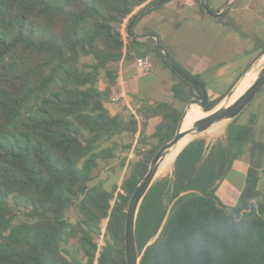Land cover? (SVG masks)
<instances>
[{"label": "trees", "instance_id": "obj_1", "mask_svg": "<svg viewBox=\"0 0 264 264\" xmlns=\"http://www.w3.org/2000/svg\"><path fill=\"white\" fill-rule=\"evenodd\" d=\"M157 1L0 0V264H126L129 200L152 158L173 139L185 106L199 95L171 71L154 39L124 43L123 23ZM197 3L203 18L246 38L228 10L213 19ZM130 52L161 62L175 78L170 91L181 108L147 104L138 111L139 122L131 114H111L107 105L119 80L115 65L131 59ZM244 54L254 56L250 67L264 55V37ZM101 80L107 84L103 90ZM223 97L208 100L206 110ZM153 118L158 123L146 136ZM136 134L137 144L153 141L152 147L139 151L137 161L121 160V185L92 184L100 166L116 158L114 139ZM256 134L254 122L239 126L235 118L226 127L225 145L210 147L198 138L179 153L170 197L165 182H154L139 207L140 264H264V202L252 203L264 155ZM237 145L250 146V163L241 203L231 210L215 192L239 155ZM196 233L210 246L193 254L189 242Z\"/></svg>", "mask_w": 264, "mask_h": 264}, {"label": "crops", "instance_id": "obj_2", "mask_svg": "<svg viewBox=\"0 0 264 264\" xmlns=\"http://www.w3.org/2000/svg\"><path fill=\"white\" fill-rule=\"evenodd\" d=\"M206 1L213 12L220 13L228 0ZM212 4H214L213 6H215V8L212 6ZM231 5L232 1L229 3V7ZM143 7H145V5L136 9L133 15ZM149 12H147L148 14L146 13L143 17L141 16L140 20L132 25L131 31L136 36V39L129 37L127 34L128 20L123 23V25L121 26V34L123 36L124 43H128L129 39L135 40L137 42H144L150 38L148 37L150 35H161L166 42V46H168V48L171 47L175 51V58L177 62L184 69L190 71L191 76L207 77L212 80V83L214 82L213 85L216 84V87L214 88L212 83H208L206 85L203 83L208 94V100H210L209 94H212L210 101H214L219 96H222L218 93L221 91L220 87L227 85H229V89L231 87H234L241 79V76L244 74V72L250 68L247 66L251 62L250 58L253 55L250 56V58L248 59L249 61L247 62V64H244L242 68L241 60L243 55L245 54L243 48H241V42L237 41V39L232 36V34H229L228 36L227 30L223 28L225 26L203 18L199 13L197 0H168L161 6L159 10H153L151 11V13ZM180 45H183V47L186 48L182 49L183 52H189L187 57L184 56L183 52L178 48ZM190 46H194V48L190 49ZM129 54L131 59L122 60L117 65H115V68L118 70L119 80L117 85L112 89V97H115L117 94H119V101L115 105L113 103L107 105V108L109 109L111 114L119 116L120 119L127 118V116H125V111H129L128 114L137 116L139 114L138 111L144 105L156 104L153 103V101H147L149 100V98H160L167 92L166 87H164V80L160 81L159 85L151 84L153 87L147 83H142L141 81H143L144 78L151 76L153 71L146 76H139L134 66V58L138 55L133 52H130ZM204 54H209V59L211 57H215V62L210 63L207 67H202L203 69H199L198 57H201V55ZM235 54L242 55L239 57L238 61L232 63L230 59H232ZM225 59L229 60L227 65H225V63H220L221 60ZM240 67L242 69L238 74L237 72ZM160 70L164 73L165 78L170 77L171 74L168 70L164 68ZM174 82L172 83V85L174 84ZM106 86L107 84L104 80H101L98 83V87L100 90L105 89ZM229 89H227V91L223 93L224 96L227 94ZM133 100L139 102L135 107L133 106L134 108L131 106ZM121 106H124L126 110L121 109ZM114 107L116 108L114 109ZM237 119L238 117L236 118V120ZM251 122H254L255 128H264V126L258 127L255 114L249 115V119L247 120V122L243 121L239 124L236 121V125H248L251 124ZM157 123L158 118H153L148 121L146 135H150L153 132L154 127ZM223 129L224 130H222V132L217 134V138L212 140L213 142H211V146L215 144L214 142L216 141L217 143L225 145L226 127ZM256 135L258 141H264L259 133H257ZM135 136H137L138 138V134H136ZM247 153L248 155L245 157L246 164L250 159L249 151ZM236 161H234V163ZM218 188L219 187H217V189ZM256 191L257 187L255 192ZM252 203L257 202L252 200Z\"/></svg>", "mask_w": 264, "mask_h": 264}, {"label": "rangeland", "instance_id": "obj_3", "mask_svg": "<svg viewBox=\"0 0 264 264\" xmlns=\"http://www.w3.org/2000/svg\"><path fill=\"white\" fill-rule=\"evenodd\" d=\"M214 4H212L213 6ZM162 6V5H161ZM161 6L150 10L149 13L153 10H159ZM215 8V6H213ZM229 15L234 18L236 21L237 25L243 30V32L246 34V38L242 39L241 36L238 33H235L231 28L229 27H223L225 30H227V35L232 34L237 41L241 42V48H243L244 52L249 51L252 49L253 44L256 42L258 38L264 37V0H233L232 5L228 8ZM148 14V13H147ZM222 29V30H224ZM163 43L165 44L164 38L160 35L159 36ZM166 46V44H165ZM168 49L169 53L171 56L176 60V54L175 51L168 46H166ZM180 51L183 52L182 49H186L183 47V45H180L178 47ZM194 48V46H190V49ZM189 52L185 51L183 52L184 56H188ZM242 54H235L230 61L233 63L235 61H238L239 57ZM251 55H243L242 57V68L244 64H247L249 61L248 59L250 58ZM153 62L155 66L153 67V73L151 76L146 77L141 81L142 83H147L150 86L151 84H157L159 85L160 81L164 80V87H166V93L164 96L160 98H149L147 101H153V103H157L160 101H164L167 103H173L175 104L176 107L181 108L182 104L175 103L172 99V95L170 93V88L172 83L175 81V78L170 75L169 78H165L164 73L160 70L163 69L161 62L154 56L151 55ZM199 59V69H203L202 67H207L210 63L215 62V57H211L209 59V54H204L201 55V57H198ZM219 59V58H218ZM254 59V56L250 58L252 61ZM261 60H264V56H261L259 59H256L253 61L249 69L255 68ZM177 62V60H176ZM229 62L228 59L221 60L220 63H225L227 65ZM178 63V62H177ZM179 64V63H178ZM180 65V64H179ZM181 66V65H180ZM182 67V66H181ZM183 68V67H182ZM241 67L238 70V74L241 72ZM245 68V67H244ZM184 69V68H183ZM184 71L187 73L188 76L194 77L190 75V71L184 69ZM171 74V73H170ZM196 77V76H195ZM168 79V80H167ZM197 79L202 83V85H206L208 83H212V80H210L207 77L199 76ZM249 80V79H248ZM198 81V82H199ZM204 83V84H203ZM214 83V82H213ZM212 83V85H213ZM246 83V82H245ZM245 83L242 85V87L245 85ZM227 86L220 87V92L219 95H223L229 89ZM153 87V86H152ZM213 87H216V84L213 85ZM228 87V88H227ZM217 89V88H216ZM240 90V89H239ZM238 92V90H237ZM228 93V92H227ZM210 95V100L211 96ZM120 95L117 94L113 99V104L115 105L119 101ZM199 95L196 94V97L193 98L192 100H196V98ZM220 97V96H219ZM218 97V98H219ZM163 99V100H162ZM217 99V98H216ZM139 102L136 100H133L131 103V106L135 107ZM133 107V108H134ZM116 107H114L115 109ZM115 111V110H114ZM129 112V111H128ZM127 111H125V116H128ZM184 112V110H183ZM255 114L256 116V122L258 127L264 126V90L260 92L255 99L243 110V112L238 116V119L236 120L237 123H242L243 121L247 122L249 119V115ZM204 116V113L201 112V117ZM229 122L223 123L219 126L214 127L213 129L209 130L208 132L194 138H202L206 141V144L208 143V146L211 147V142L212 140L217 138V134L222 132L224 130L223 128L227 127ZM257 133L264 139V128H256ZM149 136V135H146ZM137 136L132 137L129 135H124L118 138L114 139V142L118 144V150L116 152V158L109 160L105 165H101L100 168L95 172L94 174V181L92 184H97L99 181H105V186L107 189H110L113 184H117L119 187L123 181L125 170H121L119 168V164L121 160L125 159L126 162H134L138 160V152H142V150H147L152 147L153 141H146V143L140 145L137 144L136 142ZM214 143H217L214 142ZM264 144V141H263ZM131 145V148L128 149L127 151L122 149V146H127ZM249 145H244L242 147H235V150H239V155L237 157V161L232 164L231 170L227 173L226 177L221 181L220 185L218 186L219 188L215 192V197L217 200L225 207L228 209H236L239 207L241 200H242V194L244 187L246 185V181L248 178V162L246 164V159L245 157L248 155V149ZM132 153V158H130V154ZM161 167L160 171L156 175L155 181L154 182H165V191L164 193L166 196L169 198L170 197V192H171V186L173 183V165L169 166L168 168ZM255 177L258 179L257 180V191L254 193V198L253 200L257 203H263L264 202V160L262 162V167L259 170L258 174L255 175ZM167 198V199H168ZM172 203L169 204V209L171 207ZM75 212L74 210L70 209L68 212L69 216H74ZM19 220H23L24 218L20 215L17 216ZM108 220H104L101 224L102 232H105L106 225H107ZM161 228L159 229L157 235L150 241L149 244L153 243L155 241L160 233ZM102 238L100 239V245L102 244L101 242Z\"/></svg>", "mask_w": 264, "mask_h": 264}, {"label": "water", "instance_id": "obj_4", "mask_svg": "<svg viewBox=\"0 0 264 264\" xmlns=\"http://www.w3.org/2000/svg\"><path fill=\"white\" fill-rule=\"evenodd\" d=\"M167 1L168 0H159L157 2L151 3L150 5L143 7L136 14H134L127 26L128 36L133 39H136V36L131 31L132 25L141 16H143L150 10L163 5ZM231 1L233 0L227 1L223 10L220 13L213 12L206 0H199V3L206 12V14L210 18L215 19V18H220L226 14L229 7V3ZM148 37L154 39L155 47L158 54L166 62V64L171 69V71L174 74H176L179 78L192 85L198 92L199 96L196 98L195 101L190 100L188 104L185 106L184 112L181 116L180 122L178 124L173 139L170 140L165 145H163L155 154V156L152 158L146 175L139 182L133 195L129 200L126 211L125 231H124V251H125L126 264H140L141 256L138 253V248L135 238L136 217L138 214L139 207L144 197L146 196L147 192L154 183L156 175L160 171V167L163 164L166 157L175 150H177L178 147L180 146V143L186 137L189 136L192 137L191 141H193L194 138L208 132L214 127L219 126L226 122L230 123L231 121H233L255 99V97L264 87V60H261V62L255 68H253V70L252 69L246 70L244 74L241 76V79L238 81V83L228 91V93L222 98V100L213 109L207 111L206 105L208 103V94L205 86L176 67V65L171 61L167 53L162 48L160 44V39L157 36L150 35ZM244 83L245 85L242 87ZM191 105H197L200 108V110L207 115L194 122L189 129L182 131L184 119ZM189 143H187L182 148V150Z\"/></svg>", "mask_w": 264, "mask_h": 264}, {"label": "bare ground", "instance_id": "obj_5", "mask_svg": "<svg viewBox=\"0 0 264 264\" xmlns=\"http://www.w3.org/2000/svg\"><path fill=\"white\" fill-rule=\"evenodd\" d=\"M201 110L197 105H191L185 119L183 122V126H182V131L189 129L192 124L194 122H196L197 120L203 118L204 116H206L207 114H204V116L201 117ZM203 113V112H202ZM192 140V137H186L181 143L180 146L178 147L177 150H175L174 152H172L170 155H168L166 157V159L164 160L163 164L161 165V167H165L168 168L169 166L174 164V161L176 159V156L178 155V153L182 150V148L189 143ZM160 167V168H161ZM164 168V169H165Z\"/></svg>", "mask_w": 264, "mask_h": 264}, {"label": "built area", "instance_id": "obj_6", "mask_svg": "<svg viewBox=\"0 0 264 264\" xmlns=\"http://www.w3.org/2000/svg\"><path fill=\"white\" fill-rule=\"evenodd\" d=\"M134 66L139 76H146L150 74L153 70L154 67L153 59L150 55L135 56ZM112 101H114V99H112ZM134 116L139 122L140 121L139 117L136 115ZM130 158H132V153L130 154Z\"/></svg>", "mask_w": 264, "mask_h": 264}, {"label": "clouds", "instance_id": "obj_7", "mask_svg": "<svg viewBox=\"0 0 264 264\" xmlns=\"http://www.w3.org/2000/svg\"><path fill=\"white\" fill-rule=\"evenodd\" d=\"M209 246L208 240L200 233L194 234L189 242V247L193 254H198L201 250Z\"/></svg>", "mask_w": 264, "mask_h": 264}]
</instances>
